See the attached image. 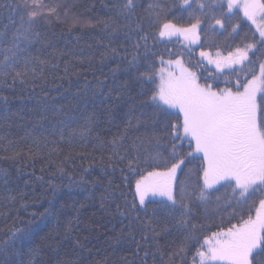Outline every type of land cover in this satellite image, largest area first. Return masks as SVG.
Returning <instances> with one entry per match:
<instances>
[{"label":"trees","instance_id":"trees-1","mask_svg":"<svg viewBox=\"0 0 264 264\" xmlns=\"http://www.w3.org/2000/svg\"><path fill=\"white\" fill-rule=\"evenodd\" d=\"M43 2L55 6L61 16L65 11L81 15L95 26L70 29L53 17L39 26L38 42L17 41V49L13 37L21 28V17L27 19L23 2L0 0V264H183L173 255L184 233L171 202L149 199L146 213L132 212L128 219L117 211V205L125 212L133 202L139 178L135 172L152 170L144 161L157 152L167 155L164 141L158 145L154 139L161 133L163 118L150 106L151 93L128 66L138 40L132 29L144 21L145 31L155 34L147 20L157 0H136L138 7L130 19L113 10L116 0ZM163 2L171 9L167 18L179 26L186 27L190 20L195 22L193 16L201 15L174 7L180 0ZM235 12L233 23L243 29L239 36L219 35L223 31L219 26L213 32L209 25L214 21L201 16L205 31L194 51L176 37L157 36L155 46L151 37L148 46L158 55L146 53L140 41V57L149 55L148 62L155 60L157 67L161 56L165 61L182 58L202 83L213 82L216 74L223 87L226 77L235 81L236 76L229 69L216 72L199 51L226 56L236 46L252 43L253 33L259 38L243 13ZM13 52L16 71L23 72L25 58L29 61V70L20 79L4 67V56ZM259 62L245 66V73L258 74ZM183 151H190L187 143ZM137 157L140 168L130 169L129 161ZM199 163L193 160L188 168ZM225 195L221 189L207 205L197 201L199 206L192 208L194 222L204 224L208 235L229 220L236 223L247 211V204L237 206L233 219V209L223 206L226 201L216 202V196ZM137 215L139 221L128 228ZM149 224L160 233L159 250ZM187 259L191 261V254Z\"/></svg>","mask_w":264,"mask_h":264},{"label":"snow or ice","instance_id":"snow-or-ice-1","mask_svg":"<svg viewBox=\"0 0 264 264\" xmlns=\"http://www.w3.org/2000/svg\"><path fill=\"white\" fill-rule=\"evenodd\" d=\"M22 2L27 19L21 17V28L13 37L17 49L20 47L17 41L28 45L38 42L39 26L50 22L53 17L67 23L70 29L77 25L82 28L95 26L81 15L69 16L65 11L61 16L55 6L43 0ZM173 6L201 15L193 16L195 22L190 20L188 26H179L167 18L171 13L169 5L157 0L154 6H150L152 11L147 20L155 34L145 31L144 21L132 29L138 40L128 66L136 73V81L151 93L150 106L163 118L161 133L154 135V139L158 145L164 141L167 155L157 152L144 161L152 170L146 174L135 172L139 178L135 181L133 202L125 212H121L117 205V211L128 219L132 212H147L148 204L152 202L148 199L150 196L166 197L171 202L172 214L179 215L178 223L183 228L184 238L173 252L174 256L181 257L183 264H264V0H243L242 4L238 0H180L179 5ZM137 7L136 0H116L113 10L130 19ZM238 8L242 9L243 17L256 26L259 38L253 33L252 43L236 46L223 60H214L208 52H200L209 64L215 65L216 72L224 73L229 69L230 74L236 76L235 81L226 77L221 87L218 83L220 76L212 74L213 82L206 79L201 83L200 77L185 68L180 59L165 61L161 56L157 67L155 60L148 62L149 55L140 57V41L144 42L146 53L151 52L148 46L150 37L153 47L157 36L164 38L178 34L193 44L199 43L200 32L205 31L202 25L206 23L201 16L214 21L209 25L213 32H217L219 26L223 30L218 32L219 35L239 36L242 25L233 23ZM151 55L158 54L151 52ZM257 60H260L259 74L255 71L245 73V66L254 65ZM4 61V67L15 72L14 79H20L29 70L27 58L24 71L15 70L18 64L15 52L11 57L5 55ZM31 71L35 72V69ZM184 143L188 144L190 151H183ZM196 159H199V165L188 168ZM128 166L139 169V157L135 162L130 160ZM161 167L163 170H158ZM182 176L185 178L181 179ZM221 189L226 195L216 196V202L220 205L222 200L226 201L223 206L233 209V219H236L237 206L247 204L248 208L236 223L229 220L226 226H217L218 230L208 235L204 224L194 222L192 208L199 206L197 201L207 205ZM134 221H139L138 215L129 221L128 228ZM147 227L159 250L156 238L160 233L150 224ZM142 238L147 242V235ZM136 243L139 249V241ZM148 254L145 251L144 258ZM188 254H191V261L187 259Z\"/></svg>","mask_w":264,"mask_h":264},{"label":"rangeland","instance_id":"rangeland-1","mask_svg":"<svg viewBox=\"0 0 264 264\" xmlns=\"http://www.w3.org/2000/svg\"><path fill=\"white\" fill-rule=\"evenodd\" d=\"M238 2H239L240 4H242V3H243V0H238ZM236 10H239L240 12L243 13L242 9H240V8H238V9H236ZM250 23H251V22H250ZM253 26H254V29H255V31H256V26H255V25H253ZM257 33H258V32H257ZM172 37H176L177 39H180L181 43L184 44L186 47H188L189 50H191V51H194V49L197 48V47H199V44H200V42H199V43H195V44H193V43H191L190 41L185 40L184 37H183L182 35H179V34H178V35H175V36H172ZM172 37H169V38H172ZM200 39H201V37H200ZM200 52H201V50L199 51V55H200ZM204 52H206V51H204ZM208 53H209V52H208ZM209 54L211 55V57H212L214 60L217 59V58L223 60L225 57L228 56V55H226V56H219V57H218L216 53H215V54H214V53H209ZM200 57H201V56H200ZM176 59H180V60L182 61L183 65H184V67L187 68L189 71H191V70L185 65V63H184V61L182 60V58H176ZM176 59H173V60H176ZM202 59L208 63V61H207L206 58H203V57H202ZM208 64H209V63H208ZM210 65H212L213 67H215L214 64H210ZM225 70H227V69H225ZM176 71L179 72V69H176ZM258 74H259V73H258ZM258 74H257V75H258ZM200 82H201V81H200ZM201 83H202V82H201ZM157 198L167 201L166 197H161V196H150L148 199H157Z\"/></svg>","mask_w":264,"mask_h":264}]
</instances>
